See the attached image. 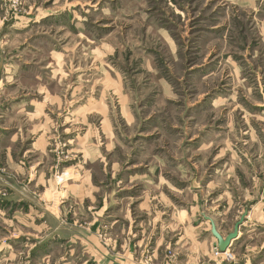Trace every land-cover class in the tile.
Instances as JSON below:
<instances>
[{
	"label": "rangeland",
	"instance_id": "374dc122",
	"mask_svg": "<svg viewBox=\"0 0 264 264\" xmlns=\"http://www.w3.org/2000/svg\"><path fill=\"white\" fill-rule=\"evenodd\" d=\"M87 238L264 264V0H0V264L122 263Z\"/></svg>",
	"mask_w": 264,
	"mask_h": 264
},
{
	"label": "crops",
	"instance_id": "0c3cea01",
	"mask_svg": "<svg viewBox=\"0 0 264 264\" xmlns=\"http://www.w3.org/2000/svg\"><path fill=\"white\" fill-rule=\"evenodd\" d=\"M82 196L80 195L78 198H81ZM54 221H57V219H53ZM59 224H60V222H59ZM91 226H97L96 224H92ZM66 227H67V225H63L62 226V230L64 229V230H66ZM241 227V226H240ZM240 230H241V228H239V234H240ZM77 232H80L78 229H77ZM72 233V236H71V238L70 239H78L79 237H78V235H83L84 236V234H83V232H81L80 234L79 233ZM63 233V232H62ZM238 234V237H237V239L235 240V242L239 239V235ZM63 235H64V233H63ZM86 242L88 243V244H90V246H92V249H93V251H94V253H95V255H97V257H95L96 259L97 258H99V260L98 261H100V259L102 260V258L104 259V258H108V260L109 261H111L112 259H114L115 258V260L116 259H118V258H122V259H118L119 260V263H121V264H133L132 263V261H131V258H132V251H131V247H129L130 249H129V251H128V246H127V243L126 242H124V255H119V256H121V257H118V258H116L115 256H113V254H111V253H106V251L103 249V248H101V247H99V246H97L96 245V243H95V241L93 240V239H90V238H87V240H86ZM232 243H234V241L232 242ZM231 243V244H232ZM140 245H141V243H140ZM108 254V255H107ZM99 256V257H98ZM111 256V257H110ZM100 257H102V258H100ZM192 261H195L194 259L192 260ZM108 264H111V262H109ZM193 264V263H192Z\"/></svg>",
	"mask_w": 264,
	"mask_h": 264
},
{
	"label": "water",
	"instance_id": "95a60500",
	"mask_svg": "<svg viewBox=\"0 0 264 264\" xmlns=\"http://www.w3.org/2000/svg\"><path fill=\"white\" fill-rule=\"evenodd\" d=\"M245 217L246 213H244L239 219V221L235 223L232 232L225 237H222L218 233L214 222L207 218V221L210 223V234L216 240V243L213 245V247L221 253L229 249L231 243L237 239L239 234V228L242 225Z\"/></svg>",
	"mask_w": 264,
	"mask_h": 264
},
{
	"label": "built area",
	"instance_id": "2783aa9c",
	"mask_svg": "<svg viewBox=\"0 0 264 264\" xmlns=\"http://www.w3.org/2000/svg\"><path fill=\"white\" fill-rule=\"evenodd\" d=\"M220 253V254H219ZM215 255H220V256H224L225 258H228V251L226 250L225 252H217V250H215Z\"/></svg>",
	"mask_w": 264,
	"mask_h": 264
}]
</instances>
